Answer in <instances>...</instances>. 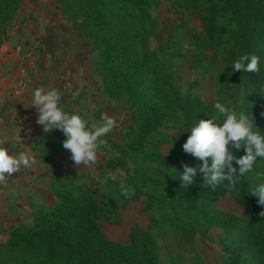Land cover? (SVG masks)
<instances>
[{
	"label": "trees",
	"instance_id": "obj_1",
	"mask_svg": "<svg viewBox=\"0 0 264 264\" xmlns=\"http://www.w3.org/2000/svg\"><path fill=\"white\" fill-rule=\"evenodd\" d=\"M63 13L74 23L75 30L96 51L93 70L101 79V90L111 101L125 100L133 113V124L124 136L119 156L103 166L106 178V200L115 213L131 200L144 198L143 212H151L158 203L155 189L158 179L143 166L149 156L166 177L172 179L177 193L189 205L199 200L205 223L220 222L224 248L223 264H264V206L251 192L264 183V158H257L252 171L239 176L233 185H205L199 170L189 187L179 182L183 164L202 163L186 153L182 144L189 129L199 119L214 115L212 105L190 93L181 94L174 85L172 54L167 46L150 43L158 38L156 22L150 10L159 0H60ZM195 17L203 23V35L194 37L199 51L216 53L226 47L225 68L243 54L259 57L258 71L229 73L247 88L244 111L253 114L255 125L264 133V0H193ZM20 10V0H0V48ZM230 20L226 30L218 18ZM226 39V40H225ZM179 124L169 156L146 152L148 138L163 123ZM66 137L59 129L46 133L41 152L48 161L58 158ZM234 156L244 154L233 149ZM128 160L134 165L130 172ZM210 162V158H209ZM233 165L236 162L233 160ZM176 168V169H175ZM125 174L118 177L117 170ZM171 175V176H170ZM175 176V178H173ZM130 189L126 194L122 191ZM56 204L32 214L30 225H0V264H158L148 229L134 227L125 241L106 235L100 219L103 208L94 194L84 187L50 183ZM228 196L238 213L223 210L220 200ZM151 227V226H150Z\"/></svg>",
	"mask_w": 264,
	"mask_h": 264
},
{
	"label": "rangeland",
	"instance_id": "obj_2",
	"mask_svg": "<svg viewBox=\"0 0 264 264\" xmlns=\"http://www.w3.org/2000/svg\"><path fill=\"white\" fill-rule=\"evenodd\" d=\"M195 1L204 2V0ZM57 2L63 12L60 0ZM192 6L193 0H159V5L153 6L150 10L156 22L158 35V38L151 41L150 46L155 48L161 43L167 46V53L173 56L174 85L181 94L190 93L212 106L219 100L238 112L244 111L248 100L247 88L228 74L224 64L226 47H221L216 53L203 52L197 50L193 43L195 36L202 38L203 23L195 17ZM63 15L75 26L64 13ZM218 23L226 30L233 28L227 18L219 17ZM80 37L82 38L81 35ZM95 54L96 51L94 56ZM100 83V77L94 73L87 96L77 92L70 94L68 104L72 107L67 104L65 111L79 112L92 124H99L101 116L104 115L113 118L115 124L109 133L99 138L97 158L94 163L75 164L71 159L70 150L63 148L58 158L52 160L54 165L59 164V166L51 171V181L56 178L62 184H74L92 192L104 211L100 219L101 227L104 233L114 240L125 241L129 231L134 227L148 229L158 264H223L224 248L221 241L223 233L220 222L212 220L211 224L205 223V216L200 210V201L196 200L195 205L191 206L182 199L175 190L172 179L161 173L162 167L160 168L149 156L146 162L143 161V166L158 179L160 184L155 189L159 201L156 207L151 212H143L141 206L145 200L141 197L139 201L131 200L115 213L111 211L105 197L108 189L103 166L109 159L120 155L118 147L124 146V136L133 124V113L125 100H109L103 94L101 86L100 88L97 86ZM214 115L218 119L221 118L215 110ZM178 127V123H163L148 138L145 151L148 153L157 151L169 156ZM43 148L44 144L41 145L40 150ZM128 166L131 172L134 165L130 160ZM117 174L118 177L114 175L112 177L125 178V174L119 169ZM54 205L39 210H48ZM219 206L223 210L238 213L237 207L228 196L220 200ZM0 240L2 242L3 238Z\"/></svg>",
	"mask_w": 264,
	"mask_h": 264
},
{
	"label": "crops",
	"instance_id": "obj_3",
	"mask_svg": "<svg viewBox=\"0 0 264 264\" xmlns=\"http://www.w3.org/2000/svg\"><path fill=\"white\" fill-rule=\"evenodd\" d=\"M30 50L34 55L27 59ZM94 52L67 21L57 0H20L19 13L0 48V141L25 154L30 164L8 176L0 190L3 229L31 224L33 212L57 201L50 183L51 171L59 164L46 160L40 150L46 133L37 123V108L30 103L32 90L55 87L65 110L70 94L87 96ZM33 70L37 75H32ZM26 77L30 82L20 85Z\"/></svg>",
	"mask_w": 264,
	"mask_h": 264
},
{
	"label": "clouds",
	"instance_id": "obj_4",
	"mask_svg": "<svg viewBox=\"0 0 264 264\" xmlns=\"http://www.w3.org/2000/svg\"><path fill=\"white\" fill-rule=\"evenodd\" d=\"M258 61L259 57L255 54L240 55L231 64L232 72H256ZM60 101V92L55 87L34 88L30 103L37 108V123L45 133L55 129L63 133L66 138L62 146L70 150L75 164L94 163L99 138L111 131L115 124L114 119L102 115L99 124H92L79 112L65 111ZM213 108L220 119L216 115L209 119H199L185 130L189 135L182 144L183 150L202 162L199 169L183 164L178 180L186 187L194 183L198 170L203 173L205 185H222L225 181L228 182L227 185H233L239 176L252 171L257 158H264V133L255 125L252 111L251 114L243 110L238 112L219 100L214 103ZM241 148L244 154L234 156L233 149ZM233 160L236 162L235 166ZM29 164V158L25 154L13 152L11 146L6 147L5 141H0V181L17 172L21 166ZM121 189L125 194L130 191L123 185ZM251 194L258 195L257 203L264 206V183L257 185Z\"/></svg>",
	"mask_w": 264,
	"mask_h": 264
},
{
	"label": "built area",
	"instance_id": "obj_5",
	"mask_svg": "<svg viewBox=\"0 0 264 264\" xmlns=\"http://www.w3.org/2000/svg\"><path fill=\"white\" fill-rule=\"evenodd\" d=\"M34 55L33 51L30 50L27 53H25V58L29 59ZM38 71L37 70H33L32 71V75H37ZM31 78L30 77H26L25 79L20 80L19 84L20 85H24L26 82H30ZM7 184V178L4 181H0V190L4 189L6 187Z\"/></svg>",
	"mask_w": 264,
	"mask_h": 264
}]
</instances>
